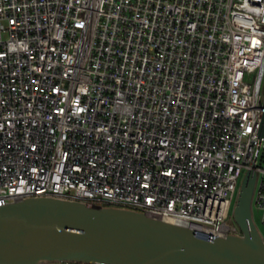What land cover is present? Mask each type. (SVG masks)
<instances>
[{"label":"built area","instance_id":"built-area-1","mask_svg":"<svg viewBox=\"0 0 264 264\" xmlns=\"http://www.w3.org/2000/svg\"><path fill=\"white\" fill-rule=\"evenodd\" d=\"M263 112L264 0H0V206L55 197L240 235L253 166L264 225Z\"/></svg>","mask_w":264,"mask_h":264},{"label":"water","instance_id":"water-1","mask_svg":"<svg viewBox=\"0 0 264 264\" xmlns=\"http://www.w3.org/2000/svg\"><path fill=\"white\" fill-rule=\"evenodd\" d=\"M260 137H264V112ZM243 176L233 217L241 234L210 237L141 211L32 197L0 206V264H264L252 217L257 182Z\"/></svg>","mask_w":264,"mask_h":264},{"label":"rangeland","instance_id":"rangeland-1","mask_svg":"<svg viewBox=\"0 0 264 264\" xmlns=\"http://www.w3.org/2000/svg\"><path fill=\"white\" fill-rule=\"evenodd\" d=\"M235 206V201L232 206V211ZM252 217H254L255 224L260 232L261 235L264 236V225L262 223V217H261V212L255 207H252ZM59 262H53V263H48V264H58Z\"/></svg>","mask_w":264,"mask_h":264}]
</instances>
